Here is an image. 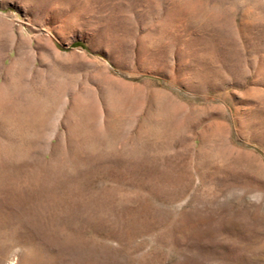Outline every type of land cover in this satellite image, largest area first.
Segmentation results:
<instances>
[{
  "label": "rangeland",
  "instance_id": "374dc122",
  "mask_svg": "<svg viewBox=\"0 0 264 264\" xmlns=\"http://www.w3.org/2000/svg\"><path fill=\"white\" fill-rule=\"evenodd\" d=\"M0 55V83L17 59L65 89L26 156L6 162L72 191L42 221L36 205L57 202L0 195V264H264V0H0ZM110 89L133 94L117 104ZM157 91L182 108L167 124ZM79 95L102 129L119 105L122 135L91 147ZM1 116L0 145L29 148L34 131ZM145 120L164 132L137 139Z\"/></svg>",
  "mask_w": 264,
  "mask_h": 264
},
{
  "label": "bare ground",
  "instance_id": "6f19581e",
  "mask_svg": "<svg viewBox=\"0 0 264 264\" xmlns=\"http://www.w3.org/2000/svg\"><path fill=\"white\" fill-rule=\"evenodd\" d=\"M38 1L40 2L41 0H37V2ZM188 3L189 7L193 9L194 2L189 1ZM202 18L204 19L203 16ZM236 48L237 47L232 48V51L228 54L229 58H233V53ZM261 56L262 57L256 69L258 70L260 77H264V55ZM229 69H232V67H229ZM1 76H3V81L0 83V112L2 114L1 120L6 122L11 120L12 117H10L9 110L11 112L14 111L18 113L17 115L15 114L17 117L12 118V123L19 125L20 127L26 126V128L29 127L32 129L34 131V139L31 138V141L28 142V150L26 148H18L15 150V148H6L5 146H2L3 144L0 145L2 150H4H0V195H4L5 197L11 199H49L53 203L57 202L49 206H47V203L37 204L34 214L37 216L38 220L41 221L43 218H45L46 214L49 215V217H53L54 215L55 218H58V216H61L64 212H66V205L64 203L66 199L72 194V191L67 187V185H64L63 181H61V176L58 178L59 176H57L55 173L54 176L57 178H50L47 172L41 173L38 171V168H36L35 171H26V169L21 166H11L10 163L6 162L5 157L7 155L5 156L3 153L5 154V151L7 153L9 152V154L12 152L15 154L17 152V158L26 156L27 152H29V149L33 147L34 142H36L37 137L42 136L44 133L43 129L49 125L52 120H54V111L64 104L62 96L65 92V89L63 85L58 82L48 84L40 82L39 84L33 78L28 79L25 66L17 59L10 60V63L4 67ZM129 93L133 94L130 91ZM129 93L125 95L113 89L109 90V94L113 96V100L117 104L121 103L122 101H126L130 97ZM155 96L156 104L153 110L156 114L163 116L161 120L163 124H167L168 121L166 120L164 123L163 119L168 118V116H176L177 113L182 109L180 108L181 105L176 104L172 98H170L167 94H161L160 91L155 92ZM75 101L74 118L76 124L80 127V130H82L78 131L80 133L82 132V137H84V139L92 141L90 143L91 147L93 146L94 148L98 145V138H108L110 135L111 138L116 140L117 137L122 135V133L119 131L121 126L120 121L122 120V114L120 111L121 107L119 108V105H116L117 107L114 108L115 110L112 113L113 119L110 120V122H107L105 128L102 129L100 127V118H98L99 107L95 101H93V99L87 100L81 95L76 96ZM148 122L149 120H145L144 123H142L144 124L145 128H139L136 130L134 137L141 140V138H145L149 135L158 136L161 134V132H164V126H161V121L160 124L155 126H150ZM220 129V125L217 126V124H214L212 127V135L219 133ZM21 134L23 145L25 146L26 143L24 142L26 138L24 135H26V133L21 132ZM137 142L140 143L139 140ZM63 160V162L59 163L61 167H64V165L67 163L66 159ZM36 161L41 162L40 159H37ZM52 167H54V165L52 166V163H48V169H50L49 172H52ZM21 187L29 188V191L24 192L21 190ZM28 209L29 207H27V210ZM49 228L58 231H67L66 225L64 223L61 224L60 222L57 225H50Z\"/></svg>",
  "mask_w": 264,
  "mask_h": 264
}]
</instances>
